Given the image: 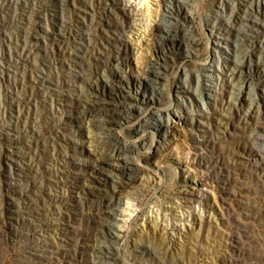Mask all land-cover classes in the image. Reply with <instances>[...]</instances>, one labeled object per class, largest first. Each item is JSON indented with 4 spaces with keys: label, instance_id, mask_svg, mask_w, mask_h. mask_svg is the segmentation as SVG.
I'll return each instance as SVG.
<instances>
[{
    "label": "bare ground",
    "instance_id": "6f19581e",
    "mask_svg": "<svg viewBox=\"0 0 264 264\" xmlns=\"http://www.w3.org/2000/svg\"><path fill=\"white\" fill-rule=\"evenodd\" d=\"M195 1L157 0L164 12L153 13L156 8L151 6L147 13L156 18L148 24L141 0H13L5 16L13 29L7 32L0 26V135L7 138L3 155L11 168L0 181L4 241L40 264H65L71 246L76 253L89 249L92 264H110L118 255L111 239L135 216L131 198L124 192L125 197L112 195L92 206L83 198L104 174L116 188L126 183L134 194L143 186L132 182V153L139 144L120 143L113 129L135 108L142 110L132 94L137 85L147 82L155 90L167 77L161 46L191 41L183 30L194 17L181 8L188 10ZM229 5L230 11L214 17V24L221 20L222 27L215 41L218 60L203 74L209 78V91L185 111L153 113L136 130L169 131L186 120L225 135L235 127L234 152L247 158L250 167L264 171V87L259 91L243 79L245 72L264 74V44L253 39L264 25V0H229ZM140 35L146 57L142 77L133 83L121 77L119 67ZM41 48L49 59L39 58ZM98 77L110 81L112 91L106 93ZM15 118L21 121V137L9 128ZM75 204L83 206L82 215L75 216Z\"/></svg>",
    "mask_w": 264,
    "mask_h": 264
},
{
    "label": "rangeland",
    "instance_id": "374dc122",
    "mask_svg": "<svg viewBox=\"0 0 264 264\" xmlns=\"http://www.w3.org/2000/svg\"><path fill=\"white\" fill-rule=\"evenodd\" d=\"M141 1L144 3L140 2V5L146 11L143 17L148 24L152 18H156L147 13L151 6L156 8L153 13L164 12L163 6L156 4L157 0ZM193 6L188 10L184 6L181 8L182 12L191 11L194 17L185 22L186 30H183L191 41L161 46L166 54L167 77L156 83L159 88L155 90L147 82L137 85L132 94L143 106L142 110L135 108L113 129L120 143L135 141L139 144L132 153L135 158L132 182H141V192H128L126 183H118L116 188L109 175L104 174L96 180L97 187L83 198L91 206L118 194L123 197L129 195L132 200L135 216L128 223L126 221L118 231L119 235L111 239L113 242L110 240L118 254L110 264H264V171L250 167L246 163L247 158L234 152L233 141L238 129L232 126L231 133L225 135L215 130L213 132L212 128L210 130L201 123L186 120L175 123L169 131L162 128L136 130V126L153 113L158 111L165 114L176 108L185 111L193 101L200 100V94L205 95L209 91V78L203 74L209 64L216 58L218 60L215 41L218 38L217 29L222 25L221 20L214 24V17H218V13L224 9L230 11V5L229 0H196ZM10 9H13V0H0V26L5 25L7 32L13 29V23L11 25L10 21H6ZM260 28L253 38L257 45L264 44V25ZM222 29L231 34L226 28ZM142 37L140 35L135 39L134 50L121 63L122 68L119 67L121 77L132 82L141 78L143 73L141 65L144 64L146 49L142 47ZM41 42L45 45V39ZM39 55L41 60L49 59L42 48ZM243 79L246 86L253 83L259 91L264 87V74L259 71L245 72ZM96 80L106 93L111 90L110 81L105 77ZM15 105L17 108L18 101H15ZM20 124V119L15 118L9 126L15 137L22 135ZM6 140L0 135L3 146L0 145V181L11 170L4 156ZM204 181L211 182L207 186L202 183ZM74 207L75 216L82 215L83 206L75 204ZM72 221L71 225L76 226V221ZM3 235L0 230V264H40L38 258L16 249L11 241H4ZM70 248L71 256L65 264L93 263L89 249L86 251L83 248V252L78 250L76 253L72 246ZM60 257L67 259L63 255Z\"/></svg>",
    "mask_w": 264,
    "mask_h": 264
}]
</instances>
